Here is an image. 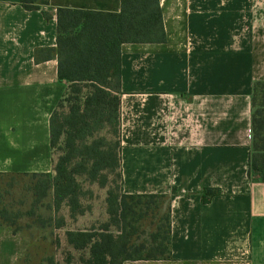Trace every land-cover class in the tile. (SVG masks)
Here are the masks:
<instances>
[{
	"label": "crops",
	"instance_id": "crops-1",
	"mask_svg": "<svg viewBox=\"0 0 264 264\" xmlns=\"http://www.w3.org/2000/svg\"><path fill=\"white\" fill-rule=\"evenodd\" d=\"M160 3L166 40L121 46L122 184L168 195L172 256L123 264H264V181L249 174L264 0ZM60 7L118 12L121 0H49L50 18L0 0V172L55 173L50 117L68 88L58 76ZM206 187L221 194L205 203ZM87 214L53 228L81 263L89 249L72 247L65 231L89 228L77 224ZM31 245L0 227V264H20Z\"/></svg>",
	"mask_w": 264,
	"mask_h": 264
},
{
	"label": "trees",
	"instance_id": "trees-1",
	"mask_svg": "<svg viewBox=\"0 0 264 264\" xmlns=\"http://www.w3.org/2000/svg\"><path fill=\"white\" fill-rule=\"evenodd\" d=\"M28 10L44 8L49 0H21ZM58 76L68 83L64 96L50 117V145L54 175L32 173L27 188L34 206L51 197L47 220L53 228L65 227L66 207L76 219L90 210L83 206V182L107 187L105 198L109 220L99 227L66 230L68 243L77 250L89 249L84 264H123L126 260L170 259L171 207L168 195L126 193L123 189L121 157V46L123 43H159L166 40L160 0H121L118 12L58 8ZM42 50V49H41ZM36 50V53L41 51ZM251 129L253 135L249 174L264 181V80L252 88ZM0 172V227L16 225L20 214L2 206L18 178ZM13 177L16 176L12 174ZM221 194L220 188L206 187L202 201ZM152 231L142 229L148 217L158 218ZM143 235H146L142 238Z\"/></svg>",
	"mask_w": 264,
	"mask_h": 264
},
{
	"label": "rangeland",
	"instance_id": "rangeland-1",
	"mask_svg": "<svg viewBox=\"0 0 264 264\" xmlns=\"http://www.w3.org/2000/svg\"><path fill=\"white\" fill-rule=\"evenodd\" d=\"M5 178H18L15 186L11 188L10 194H4L1 198V205L6 207L11 214H20L19 218L16 220V225L25 233L30 236L32 240V245L30 247V252L27 259H24L20 264H84L80 262V254L78 253V258L75 256L70 257L67 248L60 245V239L63 231L53 230V227L45 222V228H42V222L39 218L47 220L50 216L51 211L49 208V203L51 202V197L45 198L40 204L35 205L34 214L29 216L27 212L31 210L33 203V196L31 191L27 188V184L30 181L31 176L27 173H16L13 177L12 174L7 173ZM83 189L86 192H92L85 194L83 196L82 202L83 206L90 207L89 214L86 217L81 218L78 225H85L91 228L92 226L99 227L101 224L109 220V215L106 211V195L107 187L101 188L98 184H89L83 182ZM166 208V202L164 203L162 209L159 210L158 218L148 217L142 222V229L146 231H152L157 225L160 215ZM67 216V222L74 223L76 219H72L69 216L68 209L62 207L58 212V216ZM146 235H143L145 237ZM72 258L77 259L76 261Z\"/></svg>",
	"mask_w": 264,
	"mask_h": 264
}]
</instances>
